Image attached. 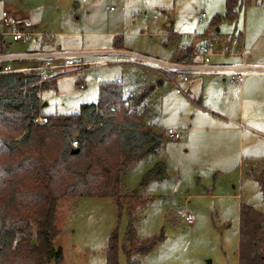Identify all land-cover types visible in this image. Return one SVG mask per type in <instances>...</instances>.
I'll return each mask as SVG.
<instances>
[{"label":"rangeland","instance_id":"obj_1","mask_svg":"<svg viewBox=\"0 0 264 264\" xmlns=\"http://www.w3.org/2000/svg\"><path fill=\"white\" fill-rule=\"evenodd\" d=\"M9 5L30 12L37 22L35 32L45 36L43 41L33 37L20 43L3 37V52L66 51L80 54L76 60L86 63L40 90L42 114H76L81 106L97 104L100 86L109 82H121L126 95L151 86L141 124L163 137L155 152L127 166L121 175L122 189L132 191L145 173L161 165L163 177L140 189L150 202L132 204L120 216L112 198L58 202L59 234L53 247L61 249L62 264H105L113 230L119 239L118 264H126L122 245L131 220L140 238L163 236L140 258L142 264H238L240 204L264 214L258 184L249 175L251 168L264 167V118L254 125L259 128L257 134L249 131L246 122L245 128H239L216 120L208 112L219 113L220 102L229 104L233 114L242 110L238 88L206 86L203 100L208 105H199L193 100L200 82L212 76L195 77L190 85L177 81L181 90L177 93L172 83L175 74L135 66L125 51L172 61V53L188 43L191 35L206 34L203 40L215 46V41L225 43L240 34L249 56L245 61L264 71V0H242L235 20L225 17V0H0V33L2 12ZM201 14L206 19L200 22ZM217 17L220 20L215 23ZM117 45L122 51H112ZM100 61L105 64L97 66ZM250 79L260 83L259 97L264 102V73L246 75L241 84ZM223 93L227 99L221 98ZM180 211L191 217V223L178 215Z\"/></svg>","mask_w":264,"mask_h":264},{"label":"trees","instance_id":"obj_2","mask_svg":"<svg viewBox=\"0 0 264 264\" xmlns=\"http://www.w3.org/2000/svg\"><path fill=\"white\" fill-rule=\"evenodd\" d=\"M241 3L225 0V17L235 20ZM2 45L0 38V52ZM171 60L191 62V45L176 49ZM36 80L35 75L0 74V264H62L61 249L53 247L59 234V201L112 198L120 216L132 204L150 202L140 189L164 175L157 165L144 174L136 190L124 191L121 186L123 170L155 152L163 141L160 133L144 130L141 124L151 86L126 95L121 82H109L100 86L97 104L81 106L76 114L44 115L37 92L52 81L41 87L30 85ZM38 117L46 123L36 122ZM249 175L264 201V167L251 168ZM130 222L122 245L126 264H142L140 258L163 236L140 238ZM118 251V234L113 230L105 264H118ZM237 256L238 264H264V214L243 203Z\"/></svg>","mask_w":264,"mask_h":264},{"label":"built area","instance_id":"obj_3","mask_svg":"<svg viewBox=\"0 0 264 264\" xmlns=\"http://www.w3.org/2000/svg\"><path fill=\"white\" fill-rule=\"evenodd\" d=\"M111 12V10H109ZM199 21L206 19L205 14H201ZM3 30L0 33L2 37H9L13 43L31 41L34 32L31 25L24 19H17L9 12L2 14ZM189 45L192 47L194 59L199 61H191L187 63L176 61H163L138 53L125 51L127 57L132 58V63L135 66H145L152 69L164 70L165 72L175 74L180 80H187L189 77L198 76H218L223 79L229 78L230 81L238 83L242 82L246 75L263 74L264 71L259 66H252L246 61L240 64H224L214 63L213 53L214 45L212 42L199 44V41H206L199 38L197 35L189 36ZM241 35H233L229 40V56H242V52H237L235 49L241 45ZM196 42V45H195ZM4 44V42H3ZM196 48V50H195ZM80 54L66 51H33L27 53H5L0 52V74H21L23 76L35 75L37 80L30 85L41 86L42 84L54 80L56 77L65 75L67 70L74 67L86 64L76 60ZM130 62V61H127ZM97 66H102L105 62L100 61L95 63ZM51 70H57L51 73ZM62 71L61 73H58ZM100 82L101 78L97 77ZM177 87V93H180V88ZM37 98L40 99V90L37 92ZM114 111V107L110 108ZM36 122H45L46 119L37 118ZM171 131L169 130L168 133ZM75 147V142L73 143ZM178 215L186 222L191 223V217L185 211H180Z\"/></svg>","mask_w":264,"mask_h":264},{"label":"crops","instance_id":"obj_4","mask_svg":"<svg viewBox=\"0 0 264 264\" xmlns=\"http://www.w3.org/2000/svg\"><path fill=\"white\" fill-rule=\"evenodd\" d=\"M17 6L16 5H9L6 8V12H9L11 15H13L15 18L17 19H24L26 20L32 27V31L34 32V36L33 37H42V41H43V37L45 36V34L42 36V33H36L35 29H36V20L35 18L29 13H23V12H19L17 11ZM4 11V12H5ZM3 14V12H2ZM2 30H3V25H2ZM50 35V34H49ZM1 41L4 42L3 37L0 35ZM33 40V38H32ZM36 41V39L34 40ZM41 41V44H43ZM205 42L208 41H199V44H203ZM5 43V42H4ZM189 45V42L180 46L177 49H182L185 46ZM118 48V47H117ZM113 48L112 51H122V47L120 48ZM229 41L223 43L222 41H215V46H214V57L213 58H217V60L219 61H215L213 60L214 63H224V64H240L242 61L247 60V58H249V56L246 54V50H245V46L243 43V39L241 41V45L238 46L235 50H237V52H242V56H229L228 55V51H229ZM238 48L240 50H238ZM193 60L192 61H199V59H194V56L192 54ZM169 61V60H168ZM201 77H209V76H201ZM201 77H196V78H201ZM218 78V79H215ZM195 77L193 78H188L187 80H180L178 77L175 78V81L172 82L173 84L177 85V81H179L180 83H184V84H188L190 85L191 83H193V80L196 79ZM229 80H226L218 77V76H212L211 78H206L205 80H201L200 82V86H199V92L197 94V100L194 99L193 101L196 102L197 104H207L206 100H203V91L204 93L206 92V90L210 87H217V88H221L223 87V89H226L225 85L228 84L227 86L230 88H238V94H239V101L241 104V111L239 112V114H233L230 110V105L228 104H223L222 102H220L221 107L218 108L220 109V111H218L219 113L214 114L212 112H208V114H211V116H214L216 118V120L219 121H225L226 122H230L234 125H237L239 128H245L244 123L246 122L248 124V129L249 131L253 132L254 134H257V127H255L254 125H258L260 123V121L264 118V102L263 100L260 99L259 95H260V83L255 80V79H250L247 83L245 82V85L241 84L242 82H232L229 81L228 83H226ZM163 81H159V85L162 84ZM241 84V85H240ZM207 87V89H203L204 87ZM238 86V87H235ZM222 90V89H221ZM224 99H227L226 95L223 93L222 97ZM202 106V105H201ZM244 109H246L244 111ZM206 111H208L207 108H205ZM210 111V110H209ZM237 118V119H236ZM225 129H229V128H225ZM263 136V135H262Z\"/></svg>","mask_w":264,"mask_h":264},{"label":"water","instance_id":"obj_5","mask_svg":"<svg viewBox=\"0 0 264 264\" xmlns=\"http://www.w3.org/2000/svg\"><path fill=\"white\" fill-rule=\"evenodd\" d=\"M217 30V29H216ZM46 104L44 103L43 106H45Z\"/></svg>","mask_w":264,"mask_h":264}]
</instances>
